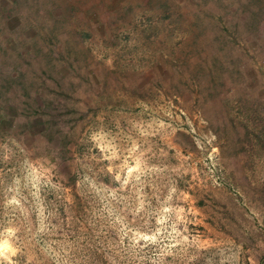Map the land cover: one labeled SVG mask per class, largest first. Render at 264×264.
Masks as SVG:
<instances>
[{
  "label": "rangeland",
  "instance_id": "obj_1",
  "mask_svg": "<svg viewBox=\"0 0 264 264\" xmlns=\"http://www.w3.org/2000/svg\"><path fill=\"white\" fill-rule=\"evenodd\" d=\"M11 1L0 264H264V0Z\"/></svg>",
  "mask_w": 264,
  "mask_h": 264
},
{
  "label": "crops",
  "instance_id": "obj_2",
  "mask_svg": "<svg viewBox=\"0 0 264 264\" xmlns=\"http://www.w3.org/2000/svg\"><path fill=\"white\" fill-rule=\"evenodd\" d=\"M14 1V0H13ZM3 2V3H2ZM2 2L0 3L1 4V8L4 9L5 7L7 9H9L11 6H12V1L11 0H2ZM10 3V4H7V3ZM10 23V22H9ZM3 24H8L7 21L3 20L2 22H0V25L2 26Z\"/></svg>",
  "mask_w": 264,
  "mask_h": 264
}]
</instances>
